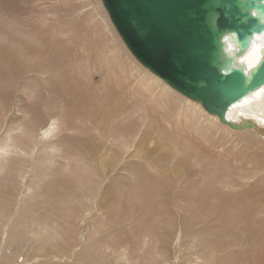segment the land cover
<instances>
[{
    "label": "bare ground",
    "instance_id": "6f19581e",
    "mask_svg": "<svg viewBox=\"0 0 264 264\" xmlns=\"http://www.w3.org/2000/svg\"><path fill=\"white\" fill-rule=\"evenodd\" d=\"M95 1L93 14L88 9L74 19L79 8L71 10L68 30L60 27L67 22L53 26L42 18L47 25H40L42 50L36 53L21 52L20 59L0 46L3 62L17 71L12 80L33 81L20 89L30 97L41 86L52 99V111L41 121L25 120L26 112L24 120L0 119V253L22 231L28 241H39L36 264L42 258L45 264H132L147 238L155 243L156 257L144 256L149 264L157 257L160 264H264V191H243L249 183L241 181L264 177V85L227 109L226 119L239 127L234 129L144 67L102 0ZM225 44L246 71L262 57L264 33L254 35L243 55L234 54L231 39ZM185 128L208 141L220 133L244 142L240 154L250 168L241 176L234 171L238 180L221 173L215 159L203 164ZM154 135L164 142L162 160L149 149ZM134 218L142 228L137 234L114 231ZM75 221L84 229L79 242L69 243L67 224ZM103 229L110 231L107 239L93 237ZM14 257H3L2 264L29 261L20 253Z\"/></svg>",
    "mask_w": 264,
    "mask_h": 264
},
{
    "label": "water",
    "instance_id": "95a60500",
    "mask_svg": "<svg viewBox=\"0 0 264 264\" xmlns=\"http://www.w3.org/2000/svg\"><path fill=\"white\" fill-rule=\"evenodd\" d=\"M132 55L222 123L227 109L264 85L262 57L245 71L226 49L243 55L264 33V0H102Z\"/></svg>",
    "mask_w": 264,
    "mask_h": 264
},
{
    "label": "rangeland",
    "instance_id": "374dc122",
    "mask_svg": "<svg viewBox=\"0 0 264 264\" xmlns=\"http://www.w3.org/2000/svg\"><path fill=\"white\" fill-rule=\"evenodd\" d=\"M83 2H84L83 0H0V46L1 47L2 45L6 47L8 46L11 49V51L15 53L16 56L18 55L20 56V57L18 56V58L20 59H22L23 57L21 52H23V54L26 52L36 53L42 50L41 49L42 47L40 46V41H42L41 40L42 38H40V31H39L40 25L46 27L47 23H51L54 26L57 24L63 25L62 23L67 22V26H60V27H64V28L67 27L66 29L68 30V27H70L69 24L73 23V20L71 16L69 15L73 8H77V9L79 8L77 13L74 14L75 16L74 19H78V16L84 14L85 11L88 9L91 10L92 14L95 13V11L92 12V7H94V5L96 4L95 0H87L86 3H89V2L92 3L89 5H84L85 3ZM102 15L103 14L96 15L95 18L99 20V18L102 17ZM44 17H47L48 20H47V23L43 25L41 24V19ZM105 30L107 31V28H105ZM26 35L27 36L33 35V38H34L33 41L28 40ZM71 37H73V35H71ZM11 39L14 41H12ZM15 41H18V42L15 43ZM13 42L15 44H13ZM19 42H22L23 44L20 46ZM36 45L38 47H36ZM2 59L3 57L0 56V119H3V120L6 119V122H9V123L15 122L14 120H17V119L24 120V118H22L23 112L28 113L27 114L28 117H26L25 120H28L30 118L33 120H36V118L38 117L39 121H41L44 118H46V115L50 114L52 111V105L51 103H49L51 102L52 99L46 96L45 91L39 85H38L39 87L37 88L33 87V89L36 91L33 96L28 97L27 94H25L27 92L22 91L20 89V86L21 84L25 85V83L28 84L29 82H30L29 84L30 86L33 83V81H31L28 78H22L21 79L22 81L20 80L21 84L19 81H18L19 83L17 81H16L17 83H15V81H13L12 79H15V76H16L15 73L17 72L16 69L12 65H10V63H7V62H6L7 64L4 63L5 59L3 60ZM6 78L7 79L11 78L12 81L11 80L8 81L6 80ZM99 79H100L99 75L95 74L94 80L96 83H98ZM40 90L42 91L41 93H40ZM89 96L90 95L87 94L85 97L88 98ZM67 111L69 113H72V111H69L68 109ZM183 134L185 137L190 138L193 144H196L197 152L200 153L199 155H197V157L198 159L202 160L203 164H205L206 161L209 159L210 160L213 159V162H215L214 161L215 159L217 162L215 163V165H218L217 168L221 171V173L223 172L231 173L232 172L233 177L241 176L242 172L244 173L245 170L250 168V164H244L246 163L247 160L245 161L244 159H242V156L240 154V153L245 152L244 149L243 150L241 149V146L243 145L244 142L236 144L235 140L237 139L235 137L230 138L226 135L223 136V134L219 133L220 135L219 134L214 135L213 139L212 137L210 138V140L212 141L211 142L210 140L209 141L204 140L202 137L195 135V134H194L195 136L194 137L193 135L190 134V131H188L186 128L183 129ZM214 138H217V140ZM152 139L153 140L149 146V149H152V150L157 149L155 150L156 153L160 152L161 155L163 154L162 156H157V155H153V156H155L156 160L164 159L166 157L165 156L166 152L160 150L164 142L161 139L159 140L155 135L153 136ZM237 155L238 157H236ZM216 158L219 159V162H220V159L222 160L223 163L226 161L228 165H230L228 161L231 162L232 166L231 165L229 166L230 170L228 171V169L225 168L226 166L225 164L222 163V165H220L221 162L218 163ZM233 160H235L238 164L235 163V161ZM239 167H240V170H242L241 168H243L244 170L239 171ZM245 167H247V169ZM194 169H197V168L193 166L191 170H194ZM234 171L237 174L236 176H234L235 174ZM0 176L2 177V173H0ZM55 177L59 178L61 176H55ZM260 177L259 175H257L246 181L241 180L244 183H249L245 185V188L243 189V191L251 192L250 194H254L257 190H260V189H263L264 191V177L262 176ZM236 178H238L239 180V177H236ZM134 183H137V182L134 181ZM53 185L55 186V184ZM55 188L57 189L56 191L59 192L60 189L57 188V185L55 186ZM129 199L130 197L128 195L124 196V207L127 209L129 208L128 206L131 205V201H130L131 199L130 200ZM137 215L138 214H136V216ZM136 225H138V221H136L134 218L133 222L132 220H128L127 222H125V224L118 225V227H116L114 231L118 230L119 233H121L122 237L124 235L134 234L135 232H136L135 234H137L139 230L142 228H141V225H138V226ZM67 226L69 227L67 232L69 233L70 237H67V235H64L63 233V235L67 237V242L69 241L79 242L80 241L79 232L84 229L83 228L84 222L75 221L74 225L71 226V224L70 225L67 224ZM111 231L113 230L111 229ZM109 232L110 231H105L103 229L99 233L94 234L93 237L94 238L100 237L101 239H107L108 237L107 235ZM16 237H18L17 238L18 240L16 242H11V244L7 246L9 248H7L6 250L3 249L2 252L0 253V264H2L1 259H3V257H8L12 254H15V257H16L19 253L21 256H25V258L26 257L29 258V261L23 264H36V261L32 259V256L36 253L35 248L38 246L39 241L38 242L31 241V240L28 241L25 238L24 232L22 231H20L19 235H17ZM146 242L147 243L142 248V250L138 252L140 256H137L136 259H133L132 264H149V263H146V260H145L146 257L144 258V256L149 257L151 255L150 258L156 257L154 254V247H155L154 239L147 238ZM46 247L48 248L49 246H46ZM106 254L109 255L110 259H112L113 257L112 254H109V252L108 253L106 252ZM185 254H186L185 251H182L179 253V255H182V257ZM155 261H156V264L157 263L160 264V260L158 257L156 258ZM38 263L45 264L47 262L42 258L40 259V262Z\"/></svg>",
    "mask_w": 264,
    "mask_h": 264
}]
</instances>
